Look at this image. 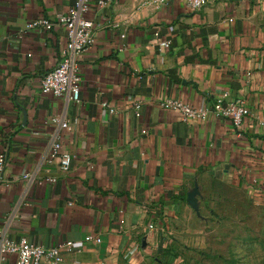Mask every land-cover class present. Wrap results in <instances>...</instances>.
Returning a JSON list of instances; mask_svg holds the SVG:
<instances>
[{
    "label": "crops",
    "instance_id": "crops-1",
    "mask_svg": "<svg viewBox=\"0 0 264 264\" xmlns=\"http://www.w3.org/2000/svg\"><path fill=\"white\" fill-rule=\"evenodd\" d=\"M74 1L0 0V230L46 247L72 242L58 264L142 263L161 224L189 209L195 186L197 203L218 184L264 192V0H209L201 10L184 0H91L95 41L78 58V103L40 89L61 58L64 29L24 31ZM222 92L245 99L240 128L211 113L184 121L160 105L209 108ZM53 115L70 128L52 126ZM53 134L71 155L66 172Z\"/></svg>",
    "mask_w": 264,
    "mask_h": 264
},
{
    "label": "built area",
    "instance_id": "built-area-1",
    "mask_svg": "<svg viewBox=\"0 0 264 264\" xmlns=\"http://www.w3.org/2000/svg\"><path fill=\"white\" fill-rule=\"evenodd\" d=\"M91 0H75L73 6L66 12L56 14L53 18L37 17L28 21L24 26L25 30L37 29L41 31H50L54 28H62L66 33L65 45L60 51L61 58L57 65L43 75L40 82V89L45 94L65 97L73 103L80 101L81 76L79 73L78 58L90 48L95 41L93 23L87 17L90 10ZM172 0H153L158 4H167ZM209 0H184L186 8L190 10L203 9ZM111 0H98L100 7L107 5ZM158 36V32L154 33ZM158 44L168 49L169 40H159ZM110 113L114 108L107 102L101 103ZM160 105L169 110L176 111L184 121H204L211 113L216 118L229 120L235 128H240L244 118L248 114V107L245 99L240 97L231 98L227 92L219 93L215 96L209 108L195 107L189 103L178 99L164 98ZM132 108L136 116H140L141 103L132 102ZM49 123L54 127L69 129V123L60 115H53ZM50 148L53 154L58 158V164L62 171L66 172L70 168L71 155L64 149L58 137L53 134L50 140ZM6 163L4 151L0 150V171ZM27 177V175H24ZM50 181H53L51 179ZM150 227H152L150 225ZM86 241L99 243L100 238L87 235ZM73 249V243L70 241L60 242L52 246H43L33 244L25 239L14 241L7 236L4 230H0V262L7 255L15 254L17 264H58L62 262V254ZM138 250L135 246L131 253Z\"/></svg>",
    "mask_w": 264,
    "mask_h": 264
},
{
    "label": "rangeland",
    "instance_id": "rangeland-1",
    "mask_svg": "<svg viewBox=\"0 0 264 264\" xmlns=\"http://www.w3.org/2000/svg\"><path fill=\"white\" fill-rule=\"evenodd\" d=\"M197 210H180L162 223L158 247L144 261L116 264H264V192L218 184L206 188Z\"/></svg>",
    "mask_w": 264,
    "mask_h": 264
},
{
    "label": "water",
    "instance_id": "water-1",
    "mask_svg": "<svg viewBox=\"0 0 264 264\" xmlns=\"http://www.w3.org/2000/svg\"><path fill=\"white\" fill-rule=\"evenodd\" d=\"M198 194V187L195 186L192 190V192L188 195V205L191 206V208L197 210V201H196V195ZM143 241V244L142 246L144 247L145 246V241L144 239L142 240Z\"/></svg>",
    "mask_w": 264,
    "mask_h": 264
}]
</instances>
